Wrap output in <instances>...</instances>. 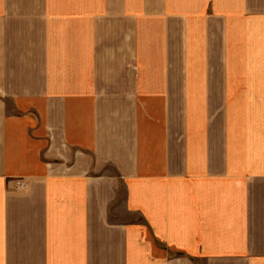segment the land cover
I'll return each instance as SVG.
<instances>
[{
	"label": "crops",
	"instance_id": "obj_1",
	"mask_svg": "<svg viewBox=\"0 0 264 264\" xmlns=\"http://www.w3.org/2000/svg\"><path fill=\"white\" fill-rule=\"evenodd\" d=\"M0 264H264V0H0Z\"/></svg>",
	"mask_w": 264,
	"mask_h": 264
}]
</instances>
